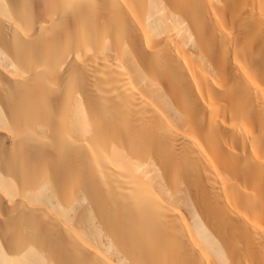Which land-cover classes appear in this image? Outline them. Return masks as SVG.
<instances>
[{
	"label": "bare ground",
	"instance_id": "6f19581e",
	"mask_svg": "<svg viewBox=\"0 0 264 264\" xmlns=\"http://www.w3.org/2000/svg\"><path fill=\"white\" fill-rule=\"evenodd\" d=\"M0 264H264V0H0Z\"/></svg>",
	"mask_w": 264,
	"mask_h": 264
}]
</instances>
